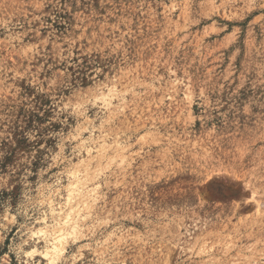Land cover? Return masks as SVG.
Returning <instances> with one entry per match:
<instances>
[{
    "label": "rangeland",
    "instance_id": "rangeland-1",
    "mask_svg": "<svg viewBox=\"0 0 264 264\" xmlns=\"http://www.w3.org/2000/svg\"><path fill=\"white\" fill-rule=\"evenodd\" d=\"M0 264H264V0H0Z\"/></svg>",
    "mask_w": 264,
    "mask_h": 264
},
{
    "label": "bare ground",
    "instance_id": "bare-ground-1",
    "mask_svg": "<svg viewBox=\"0 0 264 264\" xmlns=\"http://www.w3.org/2000/svg\"><path fill=\"white\" fill-rule=\"evenodd\" d=\"M70 195V194H69ZM70 197V196H69ZM74 222L73 219L70 218V216H67V221L66 223H72ZM63 230H58L57 232L53 233V234H48L46 230L44 229H40L38 230L37 235L43 236V237H47L48 235H50L51 237V246L47 249L46 253H45V257H50L53 254H57L60 253L63 249L60 247L61 243L64 240V235L62 234ZM49 232V231H48ZM51 233V232H50ZM62 234V235H61Z\"/></svg>",
    "mask_w": 264,
    "mask_h": 264
},
{
    "label": "snow or ice",
    "instance_id": "snow-or-ice-1",
    "mask_svg": "<svg viewBox=\"0 0 264 264\" xmlns=\"http://www.w3.org/2000/svg\"><path fill=\"white\" fill-rule=\"evenodd\" d=\"M215 183H216L215 177L209 178L208 189H209L210 194H211V190L213 189Z\"/></svg>",
    "mask_w": 264,
    "mask_h": 264
}]
</instances>
